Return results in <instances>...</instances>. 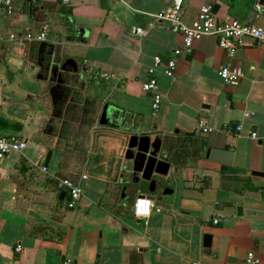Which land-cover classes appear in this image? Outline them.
Here are the masks:
<instances>
[{
	"label": "crops",
	"instance_id": "crops-1",
	"mask_svg": "<svg viewBox=\"0 0 264 264\" xmlns=\"http://www.w3.org/2000/svg\"><path fill=\"white\" fill-rule=\"evenodd\" d=\"M170 3L14 0L11 12L0 9V133L26 141L0 161V264H231L249 250L264 264V45L238 48L231 62L243 76L225 84L217 73L225 52L215 36H202L177 57L174 78L158 68L161 104L151 116L141 88L147 67L182 44L181 33L153 15ZM205 3L218 4V21L264 28L259 0H183L181 20L191 23ZM46 21L44 40L25 38ZM51 49L58 64L72 58L78 68L62 72L66 89L55 104V81L38 64ZM103 71L108 80L95 77ZM106 104L111 124L100 123ZM245 110L253 114L245 118ZM237 123L239 132L220 129ZM132 134L167 138L159 158L169 169L154 176V199L150 183L126 168ZM57 178L82 185L74 208L67 194L59 198ZM138 198L150 203L143 214Z\"/></svg>",
	"mask_w": 264,
	"mask_h": 264
},
{
	"label": "built area",
	"instance_id": "built-area-1",
	"mask_svg": "<svg viewBox=\"0 0 264 264\" xmlns=\"http://www.w3.org/2000/svg\"><path fill=\"white\" fill-rule=\"evenodd\" d=\"M73 0H61L63 4H69ZM14 0H0V9L7 13L13 10ZM183 9V0H171L170 5L164 10L153 14L159 20H165L173 32H179L182 35L181 46L175 48L172 54L163 60L161 56H154L153 63L147 67V79L142 83L141 88L143 91L150 94V114L156 116L160 109L161 94L159 92L157 71L162 66V73L169 77L174 78L177 66V57L183 53H189L192 50V45L195 41L199 40L204 35H213L217 39V45L225 52L227 62L219 67L217 73L225 84H234L243 76L242 68L233 65L231 60L234 58L236 50L241 47H249L254 44L264 45V28L250 22H243L238 18H229L218 21L216 14L213 11L212 4H202L191 23L186 24L181 20V12ZM50 28L49 22H43L38 33L33 36L30 32L25 34L26 39H34L36 41L44 40L47 31ZM132 30L135 34L141 36L144 33L142 27L133 26ZM14 37V34H11ZM95 77L108 80L111 77L109 72L96 73ZM253 112L245 110L243 116L250 117ZM198 125L202 132H210L213 128L206 124L204 118H200ZM242 128L241 123H237L234 127L229 124H223L220 128L226 133L239 132ZM252 138H257V132L252 130L250 132ZM26 146L24 138L17 135H3L0 133V161L10 152H20ZM45 171L46 167L42 166ZM82 179L87 178V174L81 175ZM57 187L66 191V207L74 208L81 196L83 195L82 185L70 178H57ZM135 208L137 213L143 214L150 208V203L145 198L136 199ZM214 223L218 222L215 218ZM20 247H16L19 251ZM181 264H204L198 259L188 258L181 262ZM231 264H259V258L253 250H249L245 257L240 262Z\"/></svg>",
	"mask_w": 264,
	"mask_h": 264
},
{
	"label": "water",
	"instance_id": "water-1",
	"mask_svg": "<svg viewBox=\"0 0 264 264\" xmlns=\"http://www.w3.org/2000/svg\"><path fill=\"white\" fill-rule=\"evenodd\" d=\"M232 1V0H231ZM264 0H259V4H263ZM218 4H213L212 8L215 12L218 8ZM41 52V51H40ZM38 64L41 70H44L52 81H55L54 84L50 87V93L55 104L58 99L62 98L65 87V79L62 78V72H71L77 71V63L72 58L65 59L61 64L56 62L54 58L53 50L51 49L47 53L46 58H42L38 61ZM113 114V108L111 105L106 104L103 107V110L100 114V123L101 124H111V118ZM167 144V138L162 139L160 136H151V135H137L132 134L129 137L128 149L126 150L125 156L128 159L126 168H131L133 173L137 176L139 175L141 179H144L150 183L149 191L152 194H148L153 199L155 198L156 185L158 180L154 177L157 176H166L169 169V162L160 159V147L161 144ZM51 155V150H49L46 159L45 165H47L48 160ZM259 174L258 172H253ZM134 177L137 180L138 177ZM168 188H164L163 193H167ZM66 195L65 190H61L59 193V198L63 199ZM238 211L240 207L237 208ZM205 247H209V242H205Z\"/></svg>",
	"mask_w": 264,
	"mask_h": 264
},
{
	"label": "trees",
	"instance_id": "trees-1",
	"mask_svg": "<svg viewBox=\"0 0 264 264\" xmlns=\"http://www.w3.org/2000/svg\"><path fill=\"white\" fill-rule=\"evenodd\" d=\"M111 123H112V121H111Z\"/></svg>",
	"mask_w": 264,
	"mask_h": 264
}]
</instances>
